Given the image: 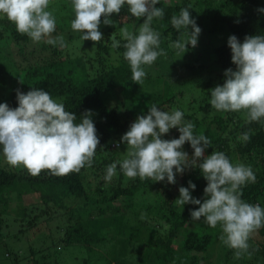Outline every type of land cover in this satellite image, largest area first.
Wrapping results in <instances>:
<instances>
[{
    "label": "trees",
    "instance_id": "1",
    "mask_svg": "<svg viewBox=\"0 0 264 264\" xmlns=\"http://www.w3.org/2000/svg\"><path fill=\"white\" fill-rule=\"evenodd\" d=\"M70 3L68 0L66 4L51 6L57 21L53 36L64 34L67 24L63 26V21L72 13L68 9ZM156 6L164 10V16L162 19L154 18L151 26L160 32V49L166 53L176 50L170 45L187 35V30L178 31L171 25V17L179 15L181 8H188L191 18L196 24H203L208 33L217 34L219 42L216 45L209 41L213 44L210 47L214 54L209 61L202 59L208 54L204 50L196 55L197 58L191 57L179 66L181 77L184 73L188 77H184L182 85H187L191 94L194 93V87L190 88L191 81H196V86L205 91L200 95L194 93L199 95L197 112L184 110L181 98L187 91L175 88L177 80L172 78L161 90L150 94L143 92L137 98L141 89L133 83L130 67L123 58L125 41L118 27L112 29L108 25L105 28L100 25L99 30L101 32L102 26L105 35L102 34L103 38L94 43L89 57L79 55L68 61L69 58H62L59 46L41 41L37 46L32 45L36 49L37 60L26 62L23 59H26L25 48L32 41L19 34L6 17L0 16V103H7L14 109L18 106L17 91L26 94L31 88L43 89L62 102L66 111L77 115V124L81 122V114L91 110L100 141L91 167L85 166L78 173L53 176L42 171L34 177L23 168L8 170L0 166V204L9 202L5 199V193L9 191L15 192L18 200L34 194L37 196L34 202L23 204L21 219H27L25 211L30 209L35 213L28 222L43 215L52 217L54 213L63 212L66 224L63 219L60 241L65 245L85 246L90 254L97 251L104 257L102 264H134L130 259L135 264H201L209 258L214 241L221 235L219 224L212 228L203 218L200 221L190 219V210L197 209L198 205L182 207L175 202L179 197V187H188L189 181L196 185L191 195L203 200L207 182L199 169L178 174L175 184H168L166 180L142 181L139 177L129 185L122 184L124 174L120 162L127 156V146L120 144L117 149L116 143L137 116L146 114L152 105L168 112L174 111L173 106H180L185 122L191 121L195 125L194 134H203L211 140V147L205 150L206 155L222 151L234 165L251 166L256 181L242 188V199L264 208V119L248 123L243 111H216L210 105L209 90L223 84L226 69L235 70L227 45L228 37L235 35L243 42L245 36L264 35V12L258 11L264 8V0H160ZM112 18L118 25L122 24L120 29L131 27L133 32H138L143 22V18L136 20L131 17L127 5ZM124 20L133 23L124 25ZM114 32L113 38L120 42L118 48L112 47ZM12 45H16L15 51ZM33 52L32 49L30 54ZM15 53L23 55L21 61L15 60ZM8 81L5 95L3 88ZM117 88L120 93L112 97L110 92ZM144 102L147 106H138ZM245 132L250 134L247 142L240 139ZM178 137L179 132L171 129L162 139ZM182 150L192 155L193 150L188 143ZM112 163H117L116 175L111 181H106V168ZM118 199H122L123 204L113 205ZM104 231L114 232L115 236L106 239L102 235ZM107 241L111 242L110 247L106 251L99 250ZM248 243L251 255L245 253L240 258L235 257V250L223 244L217 264H264V227L257 230V235H252ZM88 263L89 259L83 260V264ZM32 264H37V261L33 259Z\"/></svg>",
    "mask_w": 264,
    "mask_h": 264
},
{
    "label": "clouds",
    "instance_id": "2",
    "mask_svg": "<svg viewBox=\"0 0 264 264\" xmlns=\"http://www.w3.org/2000/svg\"><path fill=\"white\" fill-rule=\"evenodd\" d=\"M160 0H71L73 32L80 33L82 41L98 43L102 38L101 23L114 25L113 14H119L127 5L131 17L143 18L138 32L120 29L125 43L123 58L127 61L133 83L141 85L146 76L142 66L152 65L158 56L167 53L160 49V32L152 28L154 18L162 19L164 10L156 5ZM50 0H0V16L15 26L16 31L26 35L33 43L41 41L52 46L66 47L63 35L53 36L56 19L49 10ZM264 12V8L258 9ZM103 17V20L101 18ZM176 30H187V38L176 40L170 46L185 53L188 47H196L201 29L188 8H181L179 15L171 17ZM191 29V30H190ZM231 63L235 70L224 72V82L210 89V105L218 112L245 113L246 122L264 119V35L245 36L243 42L235 35L228 37ZM112 47H120L115 38ZM159 49V50H157ZM18 106L10 108L0 103V147L6 163L13 168H23L31 176L47 171L53 176L78 173L81 168L91 167L100 144L91 110H86L80 123L77 115L65 110L64 104L54 100L40 88H31L26 94L17 91ZM195 125L184 121L180 110L162 111L156 105L139 115L116 143L127 146V156L120 162L122 173L129 179L153 182L176 183V176L186 170L199 169L207 182L203 200L194 198L191 191L196 185L179 187L177 205H198L190 210L192 221L204 222L212 228L219 224V239L228 248L235 250L236 258L251 255L249 239L264 227V208L242 199V188L255 183L256 176L251 166L233 164L222 151H212L211 140L203 134H194ZM171 129L179 132L178 138L162 139ZM240 139L249 141L250 134L242 133ZM188 143L192 155L183 151ZM117 163L106 168L104 179L111 181L116 175Z\"/></svg>",
    "mask_w": 264,
    "mask_h": 264
},
{
    "label": "rangeland",
    "instance_id": "3",
    "mask_svg": "<svg viewBox=\"0 0 264 264\" xmlns=\"http://www.w3.org/2000/svg\"><path fill=\"white\" fill-rule=\"evenodd\" d=\"M68 0H50L49 8L47 10L51 11V6H59V4H66ZM69 11H71V3L68 5ZM53 13V12H52ZM113 16V15H112ZM114 21V25H108L109 28L116 29L118 27V31L120 32V26L117 21L112 18ZM73 18V14H70L68 19L63 21V26L67 24L64 34L66 47L61 48V56L63 59L73 60L76 56L84 55V57H89L93 53L94 43L92 41H82L80 39V35L78 32H73L70 27L71 20ZM126 20V19H125ZM124 20V21H125ZM57 22V21H56ZM132 21H125L124 25H129ZM66 23V24H65ZM133 23V22H132ZM103 28H105L103 23H101ZM101 26V33L103 34L104 29ZM140 26V25H139ZM197 26L201 29V32L198 36L197 46L192 48L188 47V50L182 54L179 50H174L173 52H167L166 56H158L157 59L153 62L152 65H144V71L146 72V76L143 80V84L139 85L140 92L137 94V98L142 96L143 92L150 94L154 90H161L163 85L169 79L177 80L175 83V88L178 87V90H185V95L182 99L183 108L186 112H197L198 100L197 98L200 94L205 91L200 87L196 86V81L190 82L191 86L194 87V93L191 94L188 86L183 84V79L188 78L184 73V76L181 77L182 72H180V65L185 63L191 57L193 59L197 58V54L202 51H208L207 56H204L202 59L205 61H209L210 56L214 55L210 45H216L219 41L217 38V34L208 33L203 24ZM139 28V27H138ZM129 31H133L130 27ZM105 33V32H104ZM105 34H103L104 36ZM115 35V32L112 33V38ZM187 35L183 37L186 39ZM182 39V40H183ZM31 40V39H30ZM213 43L210 44L209 43ZM105 42V41H103ZM28 47L25 48L26 59L23 58V55L19 53H15V60L21 61L22 58L26 62H34L37 60V52L35 48H32V45L37 46L38 43L30 42L27 43ZM16 45H12V50H16ZM34 50L33 55L30 54L31 50ZM74 63V62H73ZM78 74V73H77ZM76 74V75H77ZM13 77H8L11 79ZM196 78V77H189ZM206 79V77H202ZM8 84L3 88L4 94L8 92ZM184 83V82H183ZM192 89V88H191ZM211 88H209L210 90ZM120 93V90L117 88L110 92L113 96H117ZM107 95V94H106ZM131 96V95H130ZM178 96V95H177ZM194 99V101H192ZM57 100L56 98H53ZM4 100V97L2 98ZM139 107L147 106V103H140ZM174 110H180V106H173ZM124 111V110H122ZM185 121V118H184ZM0 166L8 169L14 170L9 166L2 153V147H0ZM122 184L124 186L129 185L133 179L127 178L125 175L122 179ZM5 199L9 202L4 204H0V264H32L33 259L37 261V264H83L84 259H89L88 264H102L104 261V257L102 254L100 255L97 251L93 253H89L87 248L82 245H65L60 241V237L62 235L61 228L66 224V217L62 213H54L52 217H48V215L40 216L38 219L28 222L31 218V215L35 213L33 210L25 211L27 213V219H21L24 215V208H22L23 204L34 202L37 198L34 194L24 196V198H20L19 200L15 198V192L9 191L5 193ZM123 204L122 199H118L113 202V205L119 206ZM6 208L3 209V207ZM31 206V205H30ZM31 208V207H30ZM64 219V225L63 224ZM102 235L106 239H112L115 234L111 231H104ZM257 235V232L253 234ZM111 245L110 241H107L103 246L99 247V250L106 251ZM134 248V245L132 246ZM223 243L218 238L214 241L209 258L201 264H217L219 263L218 255L222 252ZM34 251L31 253V251ZM133 257H135V253L132 251ZM99 255V256H97ZM131 257V256H130ZM134 264L136 262L133 259H130Z\"/></svg>",
    "mask_w": 264,
    "mask_h": 264
}]
</instances>
